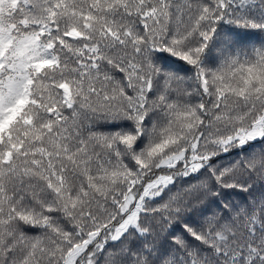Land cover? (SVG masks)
<instances>
[{"label": "snow or ice", "instance_id": "obj_1", "mask_svg": "<svg viewBox=\"0 0 264 264\" xmlns=\"http://www.w3.org/2000/svg\"><path fill=\"white\" fill-rule=\"evenodd\" d=\"M0 264H264V0H0Z\"/></svg>", "mask_w": 264, "mask_h": 264}]
</instances>
